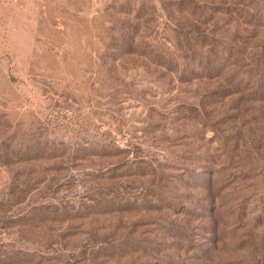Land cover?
Masks as SVG:
<instances>
[{
  "label": "rangeland",
  "instance_id": "1",
  "mask_svg": "<svg viewBox=\"0 0 264 264\" xmlns=\"http://www.w3.org/2000/svg\"><path fill=\"white\" fill-rule=\"evenodd\" d=\"M199 1L0 0V264H264V0Z\"/></svg>",
  "mask_w": 264,
  "mask_h": 264
},
{
  "label": "trees",
  "instance_id": "2",
  "mask_svg": "<svg viewBox=\"0 0 264 264\" xmlns=\"http://www.w3.org/2000/svg\"><path fill=\"white\" fill-rule=\"evenodd\" d=\"M177 5H178V12H181V7L185 4L193 6L194 9L196 10V8L201 7L203 9L204 6H202L201 2L199 0H176ZM240 5H238V7L236 8V11L240 17H244L245 15V23L246 25L250 26V24L252 26H254L256 29L258 28H263L264 27V23L263 22V18L260 12H257L256 10H247L249 8H247L244 4L243 1L239 2ZM245 8H242V7ZM195 10L193 11L192 14H196ZM252 11V12H251ZM244 14V15H243ZM211 18H208L206 21L205 19H202L201 16H197V18L195 19V21L200 25H204L209 23ZM256 20V22L254 23V21ZM262 20V21H261ZM178 22V23H177ZM177 25H180V20H177L176 22ZM198 28V27H197ZM257 35L254 33V35H252L251 38H255ZM187 41L188 37H185ZM249 44H251L249 42ZM191 45V43H190ZM201 46H204L203 44ZM246 46H248V49L253 48L251 50H255L253 53L249 52L246 53L245 52H241V51H237V57L235 56V58H242L243 56L245 58H247L248 60H251V62L249 63V65H245V67H247L246 71H244L245 75L247 76V84L245 89L248 90V96L249 99L252 102H264V42H261L260 44H258L257 46H250L247 44ZM190 50V49H188ZM195 50V48H194ZM214 50H210L211 53H213ZM210 52L208 51V53L210 54ZM234 53V52H233ZM233 53L231 51H228V56H232ZM227 54V53H226ZM209 55H206L205 58H207ZM187 58V56H186ZM234 58V57H233ZM239 60V59H238ZM237 60V61H238ZM229 86V84H228ZM231 90L228 91L227 95L231 96L234 94H237L241 91L240 87V83H237V85H230Z\"/></svg>",
  "mask_w": 264,
  "mask_h": 264
}]
</instances>
